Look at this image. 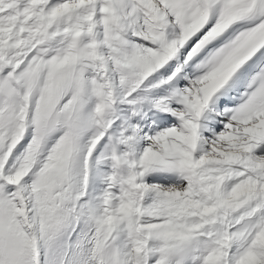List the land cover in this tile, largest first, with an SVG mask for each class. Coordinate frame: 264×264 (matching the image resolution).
Here are the masks:
<instances>
[{"label":"snow or ice","instance_id":"1","mask_svg":"<svg viewBox=\"0 0 264 264\" xmlns=\"http://www.w3.org/2000/svg\"><path fill=\"white\" fill-rule=\"evenodd\" d=\"M0 264H264V0H0Z\"/></svg>","mask_w":264,"mask_h":264}]
</instances>
